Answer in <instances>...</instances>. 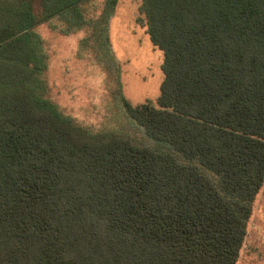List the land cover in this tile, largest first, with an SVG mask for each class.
Returning a JSON list of instances; mask_svg holds the SVG:
<instances>
[{"label": "trees", "instance_id": "1", "mask_svg": "<svg viewBox=\"0 0 264 264\" xmlns=\"http://www.w3.org/2000/svg\"><path fill=\"white\" fill-rule=\"evenodd\" d=\"M90 1L0 0V264H237L264 186V0H142L164 79L122 100L168 150L42 96L37 28Z\"/></svg>", "mask_w": 264, "mask_h": 264}, {"label": "rangeland", "instance_id": "2", "mask_svg": "<svg viewBox=\"0 0 264 264\" xmlns=\"http://www.w3.org/2000/svg\"><path fill=\"white\" fill-rule=\"evenodd\" d=\"M141 5L118 0L112 10L110 0H91L81 15L40 25L48 58L37 81L42 96L89 133L168 150L127 114L122 100L155 102L164 79V53L150 39ZM237 264H264V186Z\"/></svg>", "mask_w": 264, "mask_h": 264}]
</instances>
